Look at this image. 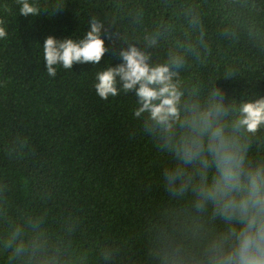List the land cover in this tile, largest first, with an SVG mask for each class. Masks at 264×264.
<instances>
[{
	"label": "trees",
	"instance_id": "obj_1",
	"mask_svg": "<svg viewBox=\"0 0 264 264\" xmlns=\"http://www.w3.org/2000/svg\"><path fill=\"white\" fill-rule=\"evenodd\" d=\"M31 3L39 15L0 0V264H172L170 253L194 250L222 225L191 191L166 189L173 154L134 116L135 90L102 99L96 73L134 44L150 63L182 61V111L216 87L226 104L264 96V0ZM92 17L104 23L101 61L50 77L45 39H80ZM245 135L248 159L264 163V126Z\"/></svg>",
	"mask_w": 264,
	"mask_h": 264
},
{
	"label": "clouds",
	"instance_id": "obj_2",
	"mask_svg": "<svg viewBox=\"0 0 264 264\" xmlns=\"http://www.w3.org/2000/svg\"><path fill=\"white\" fill-rule=\"evenodd\" d=\"M18 3L21 14L39 15L31 0ZM89 25L80 39L51 35L45 39V69L50 77L57 75V66L70 70L74 63L101 61L107 51L100 35L104 23L92 17ZM6 36L0 27V38ZM119 56L121 63L96 73L97 95L108 99L121 90H135L134 116L149 135L159 137L162 153L173 154V163L162 173L166 189L174 196L191 191L194 207L199 212L210 207L211 219L222 225L194 250L170 253L172 264H264V163L248 159L245 135L253 136L264 126V96L226 104L216 87L203 103L182 111L183 92L174 79L182 64L179 58L153 64L134 44L122 47ZM24 247L21 241L14 251L20 253Z\"/></svg>",
	"mask_w": 264,
	"mask_h": 264
}]
</instances>
